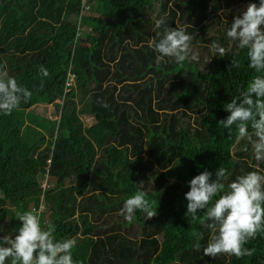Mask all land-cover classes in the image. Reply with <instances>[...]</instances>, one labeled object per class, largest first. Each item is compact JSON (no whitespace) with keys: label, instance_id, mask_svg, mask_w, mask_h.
Instances as JSON below:
<instances>
[{"label":"trees","instance_id":"1","mask_svg":"<svg viewBox=\"0 0 264 264\" xmlns=\"http://www.w3.org/2000/svg\"><path fill=\"white\" fill-rule=\"evenodd\" d=\"M229 7L230 0H0V64L31 92L0 115L5 234L19 226L17 214L32 211L42 227L54 225L57 239L76 238L75 264H264V230L245 245L251 255L212 258L202 254L212 234L206 209L197 219L185 215L187 183L200 172L223 167L227 184L264 171L235 127L229 134L218 125L224 105L256 75L225 36L238 16ZM161 17L192 34L195 59L155 62L148 43ZM212 42L226 51L212 57ZM138 189L156 215L125 221L119 209ZM29 204L43 206L48 224Z\"/></svg>","mask_w":264,"mask_h":264},{"label":"clouds","instance_id":"2","mask_svg":"<svg viewBox=\"0 0 264 264\" xmlns=\"http://www.w3.org/2000/svg\"><path fill=\"white\" fill-rule=\"evenodd\" d=\"M155 28L160 31L149 39L148 46L157 64H183L195 59L190 55L193 36L186 28L171 29L164 17L155 21ZM225 36L237 50L244 52L247 67L256 75L224 105L227 116L218 125L229 134L235 127L236 139L246 140L255 158L261 160L264 159V0L249 3L233 17ZM225 51L216 42L209 45L212 57ZM230 67H239V62L231 61ZM40 74L48 75L43 66ZM30 96L31 92L18 85L0 64V115H10ZM227 179L228 171L223 167L217 168L214 174L202 171L188 181V191L184 194L186 217L197 219L198 211L206 209L205 227L212 234L202 254L212 258L219 254L236 258L251 255L252 250L245 245L264 230V171L246 172L226 184ZM138 212L148 218L156 215V209L152 210L142 189L123 202L118 214L131 222ZM15 220L19 226L10 234H5L0 226V264H75V237L57 239L54 225L42 227L40 215L32 211L20 212ZM201 238L194 245L197 251H201Z\"/></svg>","mask_w":264,"mask_h":264},{"label":"rangeland","instance_id":"3","mask_svg":"<svg viewBox=\"0 0 264 264\" xmlns=\"http://www.w3.org/2000/svg\"><path fill=\"white\" fill-rule=\"evenodd\" d=\"M248 4H242L238 0H230V7L227 9V12L230 11V12H232V14L236 13V15H239L241 12H243L246 9ZM39 108H40V111L46 110L48 114H50V111H51V113L54 112L53 107H50V106H47L46 108L39 106ZM82 120H83V124L85 126H87L89 124V122H88L89 120L84 121L83 118H82ZM190 121H192V120H190ZM29 208L30 209L32 208L31 210H33V211H40L41 210V213L44 214L43 215V221L45 224H48L49 214L43 210V206L39 207V209L37 210V209H35V206L33 204H29Z\"/></svg>","mask_w":264,"mask_h":264},{"label":"built area","instance_id":"4","mask_svg":"<svg viewBox=\"0 0 264 264\" xmlns=\"http://www.w3.org/2000/svg\"><path fill=\"white\" fill-rule=\"evenodd\" d=\"M72 81V79H70V82Z\"/></svg>","mask_w":264,"mask_h":264},{"label":"bare ground","instance_id":"5","mask_svg":"<svg viewBox=\"0 0 264 264\" xmlns=\"http://www.w3.org/2000/svg\"><path fill=\"white\" fill-rule=\"evenodd\" d=\"M84 1V0H83Z\"/></svg>","mask_w":264,"mask_h":264},{"label":"crops","instance_id":"6","mask_svg":"<svg viewBox=\"0 0 264 264\" xmlns=\"http://www.w3.org/2000/svg\"><path fill=\"white\" fill-rule=\"evenodd\" d=\"M90 125V124H89Z\"/></svg>","mask_w":264,"mask_h":264}]
</instances>
